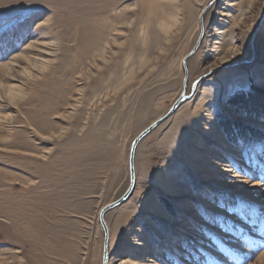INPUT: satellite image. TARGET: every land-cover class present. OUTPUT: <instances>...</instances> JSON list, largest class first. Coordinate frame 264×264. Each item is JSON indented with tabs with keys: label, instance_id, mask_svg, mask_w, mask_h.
Wrapping results in <instances>:
<instances>
[{
	"label": "rangeland",
	"instance_id": "374dc122",
	"mask_svg": "<svg viewBox=\"0 0 264 264\" xmlns=\"http://www.w3.org/2000/svg\"><path fill=\"white\" fill-rule=\"evenodd\" d=\"M206 6L109 264L264 263V0H0V264H102Z\"/></svg>",
	"mask_w": 264,
	"mask_h": 264
},
{
	"label": "water",
	"instance_id": "95a60500",
	"mask_svg": "<svg viewBox=\"0 0 264 264\" xmlns=\"http://www.w3.org/2000/svg\"><path fill=\"white\" fill-rule=\"evenodd\" d=\"M208 9H209V6H206L204 8V10L202 11L201 15H200L201 32H200L198 41H197L195 47L191 50V52L183 60V66L185 68V74L186 75L188 73L187 61L198 50V48H199V46L201 44V41L203 39V36L205 34V29H204V26H203V20H204V15H205V13L207 12ZM253 57H254V52H253V55L251 56L250 59H245L243 61H240L239 63H248V62L252 61ZM207 75H205V76H207ZM200 80H201V78H199L198 80L194 81L193 84H192L190 93L186 94L187 93V89H186L187 76H185V79H184V81H185V89H184L183 93L180 95V97L174 102V104L172 105L170 110L165 115H163L162 117H160L159 119L154 121L152 124H150L144 130H142L134 138V140L132 141L131 146H130V151H129V159H128L129 175H130L129 187L119 199L106 204L105 206H103L101 208V210L99 212L100 225H101V227H102V229L104 231L102 264H108L109 263V258H110V229H109V226L107 224L105 215H106V213L108 211H110L112 209H115V208L121 206L122 204H124L131 197V195H132V193H133V191L135 189V186H136L135 158H136L137 148H138L140 142L145 137H147L152 131H154L161 124H163L165 121H167L177 111V109L180 107V105L182 103H184L185 101H188L189 99H191V97H193V95H194V93L196 91L197 85L200 82Z\"/></svg>",
	"mask_w": 264,
	"mask_h": 264
},
{
	"label": "bare ground",
	"instance_id": "6f19581e",
	"mask_svg": "<svg viewBox=\"0 0 264 264\" xmlns=\"http://www.w3.org/2000/svg\"><path fill=\"white\" fill-rule=\"evenodd\" d=\"M203 37H204V36H203ZM195 53H196V52H195ZM195 53H194V54H195ZM254 53H255V51H254ZM194 54H193V55H194ZM186 56H187V55H186ZM186 56H185V57H186ZM251 56H252V55H251ZM185 57H184V58H185ZM191 57H192V56H191ZM184 58H183V59H184ZM189 59H190V58H189ZM249 59H250V58H249ZM244 60H245V59H244ZM188 61H189V60H188ZM188 61H187V62H188ZM35 62H36V61H35ZM46 64H47L46 62H41V63L36 62V63H35V66L38 67V69H37L36 67H35V68H36L38 71H39V70H40V71H41V70L45 71V69H47V67H48ZM32 66H33V65H32ZM30 67H31V66H30ZM0 69H2V70H10V69H11V70H12V69H13V66H12V65H3V66H0ZM209 71H211V69H209L208 71H206V74L204 73V75L201 76V77H199V78L203 79V78L207 77V76L210 74ZM212 71H213V70H212ZM212 71H211V72H212ZM31 73H32V72H31ZM208 73H209V74H208ZM5 74H6V73H5ZM207 74H208V75H207ZM28 75H29V74H28ZM205 75H207V76H205ZM186 76L188 77V73H187ZM204 76H205V77H204ZM199 78H198V79H199ZM198 79H197V80H198ZM200 81H201V80H200ZM13 88H14V87H13ZM13 88L9 89L10 94H13V92H14V91H13ZM16 89H17V88H16ZM196 89H197V88H196ZM182 93H183V92H182ZM194 94H195V93H194ZM15 97H16V95H15ZM191 98H192V97H191ZM11 99H12V98H11ZM185 102H186V101H185ZM185 102H184V103H185ZM173 104H174V103H173ZM182 104H183V103H182ZM182 104H181V105H182ZM181 105H180V106H181ZM171 107H172V106H171ZM178 109H179V108H178ZM178 109H177V110H178ZM169 110H170V109H169ZM169 110H168V111H169ZM168 111H167V112H168ZM175 113H176V112H175ZM175 113H174V114H175ZM165 114H166V113H165ZM165 114H164V115H165ZM174 114H173V115H174ZM173 115H172V116H173ZM161 117H162V116H161ZM158 119H159V118H158ZM156 120H157V119H156ZM151 124H152V123H151ZM143 130H144V129H143ZM47 132H48V131H47ZM135 159H136V158H135ZM1 170H2V169H1ZM0 172H1V171H0ZM8 172H9V171H8ZM7 176H8V175H7ZM9 176H10V175H9ZM11 177H12V176H11ZM112 202H113V201H112ZM109 229H110V228H109ZM135 230L137 231V230H139V229H135ZM137 245H143V244H142V243H141V244L139 243V244H137ZM110 255H111V251H110ZM109 259H110V258H109ZM108 264H109V263H108ZM262 264H264L263 261H262Z\"/></svg>",
	"mask_w": 264,
	"mask_h": 264
},
{
	"label": "trees",
	"instance_id": "16d2710c",
	"mask_svg": "<svg viewBox=\"0 0 264 264\" xmlns=\"http://www.w3.org/2000/svg\"><path fill=\"white\" fill-rule=\"evenodd\" d=\"M258 95L264 97V91H260L258 93ZM250 99H253V100H250ZM232 101H233V103L237 104L238 107L242 106L244 108H249L252 105H254V107L258 106V102H261V101L257 100V97L253 98L252 96H248V95H242V96H240V95L236 96L235 95V97H233Z\"/></svg>",
	"mask_w": 264,
	"mask_h": 264
}]
</instances>
